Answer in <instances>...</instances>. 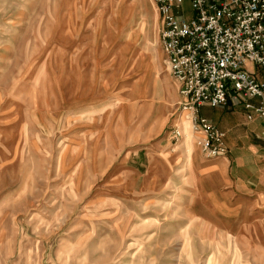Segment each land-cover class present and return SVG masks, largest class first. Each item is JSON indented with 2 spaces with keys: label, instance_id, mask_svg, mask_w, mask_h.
Listing matches in <instances>:
<instances>
[{
  "label": "rangeland",
  "instance_id": "rangeland-1",
  "mask_svg": "<svg viewBox=\"0 0 264 264\" xmlns=\"http://www.w3.org/2000/svg\"><path fill=\"white\" fill-rule=\"evenodd\" d=\"M157 17L0 0V264H264L261 125L202 106L230 152L201 154Z\"/></svg>",
  "mask_w": 264,
  "mask_h": 264
},
{
  "label": "built area",
  "instance_id": "built-area-1",
  "mask_svg": "<svg viewBox=\"0 0 264 264\" xmlns=\"http://www.w3.org/2000/svg\"><path fill=\"white\" fill-rule=\"evenodd\" d=\"M165 64L178 89L195 144L206 158L225 156V132L199 107H241L261 121L264 138V0H153ZM185 112V114H183ZM181 121L172 136H182ZM182 129V130H181Z\"/></svg>",
  "mask_w": 264,
  "mask_h": 264
},
{
  "label": "crops",
  "instance_id": "crops-1",
  "mask_svg": "<svg viewBox=\"0 0 264 264\" xmlns=\"http://www.w3.org/2000/svg\"><path fill=\"white\" fill-rule=\"evenodd\" d=\"M202 107V106H201ZM201 107H199V113H200V108ZM209 107V106H208ZM244 112V111H243ZM245 114V113H244ZM200 115H202L201 113H200ZM202 116H205V115H202ZM207 117V116H206ZM208 118H210V117H208ZM211 119V118H210ZM213 122L219 127V128H221L222 130H224L222 127H220L214 120H213ZM256 123L257 124H259V125H261V121L260 120H256ZM224 132H225V139H224V141H225V144H226V146L228 147V152L226 153V155L225 156H218V157H222V158H224V157H226L227 156V154L230 152V148H229V145L227 144V141H226V131L224 130Z\"/></svg>",
  "mask_w": 264,
  "mask_h": 264
}]
</instances>
